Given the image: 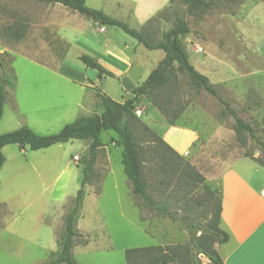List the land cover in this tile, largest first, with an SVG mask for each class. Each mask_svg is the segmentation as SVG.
I'll use <instances>...</instances> for the list:
<instances>
[{"label": "rangeland", "instance_id": "1", "mask_svg": "<svg viewBox=\"0 0 264 264\" xmlns=\"http://www.w3.org/2000/svg\"><path fill=\"white\" fill-rule=\"evenodd\" d=\"M86 3L99 10L105 6L103 0ZM49 5L40 0H0V31L5 26L27 23L25 37L19 41H9L0 32V53L15 76L14 85L7 88L0 134L23 125L41 134L56 133L79 114L101 112L100 107H90L92 89L81 88L82 84H90L84 70L89 67L78 58L84 52L83 45L106 43L115 50L129 45L130 54L149 59L150 69L145 77L165 55L161 49L146 48L113 25H104V30L97 24L88 27L84 34L71 31L69 40L63 38L62 29L72 19V12L51 9ZM106 13L142 31L154 43L160 42L169 29L184 19L190 29L183 37L190 60L209 77L225 102L196 86L175 68L169 92L165 88L157 93L158 100L170 101L165 110L153 106L146 95L135 103V113L144 123L164 138L169 125L178 124L181 113L187 110L200 113L202 125L222 124L235 130V118L227 104L253 128L257 138L241 131L245 143L237 135L239 144L245 152L248 150L253 157L264 160L259 143L264 142V73L259 71L263 64L258 56L264 0H210L207 8L194 12L189 11L184 0H171L145 24L132 16L124 18L125 14L115 7ZM63 63L62 69H58ZM94 89L120 102L132 97L131 92L124 91L119 78L99 79ZM81 100L83 108L76 106ZM67 105L72 110L62 111ZM141 131L137 130L138 137ZM116 136L115 131L102 132L104 145L98 151L95 172L86 186L78 220L82 235L73 248L80 264H128L126 249L133 247L189 246V232L179 220L158 214L133 193L122 163V147L112 140ZM89 143L75 139L38 150L21 148L18 144L3 148L6 162L0 170V264H45L57 250L66 214L81 188L83 173L79 160L87 153ZM184 157L190 160L189 155ZM159 164L158 158L147 163L153 197L161 200L163 193L164 198L173 201L171 209L206 224L220 186L208 180L200 184L191 199L185 197L190 199L189 210H185L183 203L176 202L177 197L182 199L185 195L175 178L171 187L158 185ZM199 258L204 264L209 262L203 254Z\"/></svg>", "mask_w": 264, "mask_h": 264}, {"label": "trees", "instance_id": "2", "mask_svg": "<svg viewBox=\"0 0 264 264\" xmlns=\"http://www.w3.org/2000/svg\"><path fill=\"white\" fill-rule=\"evenodd\" d=\"M43 2H59L64 6L78 11L81 14L92 18L94 21L103 25H113L122 28L126 33L136 38L146 48L154 50L161 49L165 55L150 74L131 90L132 97L125 102H120L110 97L106 93H97L102 112L93 115H82L72 122L66 123L59 132L41 134L34 131L30 126L23 125L19 128L0 134V169L6 162L3 147L8 144H18L21 148L26 146L32 150L50 147L57 143H65L71 140H89L87 153L81 156L83 177L81 188L78 190L72 207L65 217V228L58 241V248L54 251L50 259L45 264H80L73 255L75 240L81 236L78 229V220L81 215L82 206L86 197V186L90 184L95 172V163L99 149L104 145L101 134L103 131H115L117 136L113 137V142L122 147V163L124 171L128 176L132 191L141 196L146 203L151 206L158 214L179 220L189 232V246L150 245L133 247L126 249V259L128 264H204L199 258L200 254L205 255L209 262L205 264H224V260L216 248V244L225 243L230 239L228 232L221 228V191L216 203L210 207L211 216L206 224H202L189 217L180 214L177 210L171 209L173 201L164 198L156 200L150 192L151 181L147 177V163L152 158L160 159L158 185L171 187L174 178L182 186L184 198L177 197L176 202L183 203L184 209L190 207L189 200L200 184L207 181L206 177L193 165L190 160L176 151L161 135L151 129L135 113L136 102L143 96H149L153 106L160 110H165L168 100H158L157 93L167 89L171 77L175 75L177 68L185 73L190 80L207 92L218 96L217 90L210 82L207 75L200 72L190 60L189 53L185 46L184 35L190 32L187 22L180 19L163 36V39L154 43L147 39L142 31L132 28L123 20L112 17L103 10L92 8L87 5L86 0H40ZM190 12L205 9L209 6L210 0H184ZM27 23L22 22L14 26H5L0 31L9 41H19L25 37ZM79 60L86 66L98 71V75L116 77V74L108 69L96 56L83 53ZM0 121L3 118L6 103L7 88L14 85L15 76L8 70V65L3 53H0ZM220 98V97H219ZM220 100L224 102L221 98ZM225 103V102H224ZM227 109L235 118L234 128L243 142L240 132L247 131L251 137L257 139L253 128L242 118L238 117L234 110L226 104ZM179 116V115H178ZM175 121V120H174ZM172 121V122H174ZM142 130L141 137L136 134L137 130ZM264 153V142L259 141ZM246 156L258 162L264 160L253 157L248 150ZM208 188L210 186L206 184ZM220 190V187H219ZM185 197H190L186 200ZM201 232V235L198 233Z\"/></svg>", "mask_w": 264, "mask_h": 264}, {"label": "crops", "instance_id": "3", "mask_svg": "<svg viewBox=\"0 0 264 264\" xmlns=\"http://www.w3.org/2000/svg\"><path fill=\"white\" fill-rule=\"evenodd\" d=\"M103 1H105V6L102 10L105 13L109 8L115 7L125 14L124 18L132 16L138 23L145 24L151 17L168 6L171 0ZM47 3L50 4L49 8L51 9H65L72 12V19L62 29L63 38L69 40V33L72 32L78 35L84 34L88 27L97 24L105 28L103 24L59 2ZM260 24L258 56L262 61L263 68H259V71L264 73V23L260 22ZM78 35L76 39L79 38ZM82 48L84 52L81 54L89 53L96 56L116 74L114 78L120 79L126 93L130 94L136 84L150 74L149 72L145 77L147 70L150 69L148 68L149 59L147 57L140 59L136 55L130 54L128 52L129 45H126L125 49L115 50L107 46L106 43L101 46L95 42L94 46L84 47L83 45ZM64 64L58 69H62ZM84 70L90 84H88L89 82L85 85L82 84L81 88L93 90L90 93L86 92L90 94V107H100L102 112L98 91L94 88L95 81L106 76L100 77L98 72L90 67ZM82 104L81 100L76 103V106L83 108ZM71 110L72 107L67 105L62 111ZM101 112L79 114V116ZM202 118V115L197 112H188L187 110L182 112L180 122L176 125H169L164 139L183 156L189 155L190 162L208 181L220 186L222 207L220 225L230 235L227 242L216 244L224 264H264V162H258L245 155V149L239 144L236 131L233 128L213 123L202 125L200 123ZM257 154L259 151L256 156Z\"/></svg>", "mask_w": 264, "mask_h": 264}, {"label": "built area", "instance_id": "4", "mask_svg": "<svg viewBox=\"0 0 264 264\" xmlns=\"http://www.w3.org/2000/svg\"><path fill=\"white\" fill-rule=\"evenodd\" d=\"M138 112H140V111H138Z\"/></svg>", "mask_w": 264, "mask_h": 264}]
</instances>
